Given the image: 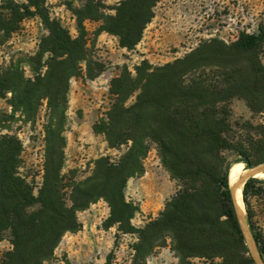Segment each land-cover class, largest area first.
Wrapping results in <instances>:
<instances>
[{
	"label": "trees",
	"instance_id": "16d2710c",
	"mask_svg": "<svg viewBox=\"0 0 264 264\" xmlns=\"http://www.w3.org/2000/svg\"><path fill=\"white\" fill-rule=\"evenodd\" d=\"M29 1L47 24L49 35L31 60L34 78H26L19 68L0 71V98L10 93L13 113H21L27 121L35 119L47 101L44 173L36 196L33 184L20 171L23 143L15 135L0 136V242L9 233L13 246L3 264L49 262L65 234L81 230L77 214L99 200L110 207L107 228L117 225L121 231H135L131 220L139 208L127 201L125 191L131 178L145 172L150 143L157 145L163 165L184 186L159 218L138 230L136 264H143L155 243L167 237L173 241L179 264H194L193 259L207 260L201 264H256L231 195V163L226 162L218 174L210 169L222 152L230 150L241 157L238 163L246 164V169L254 167L246 158V146L233 144L228 136L231 128L224 105L242 96L253 111L264 109V67L257 61L249 63L242 82L238 72L240 60L264 43V27L259 34H241L230 45L209 41L164 67L143 62L135 78L126 72L112 80L116 102L107 121L97 124L94 131L106 137L111 149L129 142L131 146L117 162L110 157L96 160L91 175L78 181L76 171L65 172L70 83L83 75L84 66L91 79L103 67L95 63V74L85 37L73 39L60 23L51 21L44 14L43 0ZM158 2L125 0L115 16L104 18L100 30L117 36L122 48L134 50L155 17ZM214 68L221 69L226 80L209 79L206 71ZM135 94V103L127 106ZM257 151L264 153V127L259 128ZM199 181L204 192L197 188ZM263 187L264 179L250 178L243 200L247 225L264 263V237L256 230L248 200L251 195L264 194Z\"/></svg>",
	"mask_w": 264,
	"mask_h": 264
},
{
	"label": "rangeland",
	"instance_id": "374dc122",
	"mask_svg": "<svg viewBox=\"0 0 264 264\" xmlns=\"http://www.w3.org/2000/svg\"><path fill=\"white\" fill-rule=\"evenodd\" d=\"M123 1L125 0H43L44 14H48L51 21L60 23L73 39L81 35L85 37L94 73L96 74L95 63L103 67V72L91 79L84 66L83 75L73 78L70 83L64 133L65 172L76 171L78 181L91 175L96 160L110 157L113 162H117L131 146L129 142L119 149H111L106 137L94 131L97 124L107 121V115L116 102V96L111 93L112 80L126 72L135 78L136 68L143 62L154 68L164 67L185 58L209 41L217 40L230 45L241 34H259L264 27V0H160L154 8L155 17L144 30L141 42L134 50L129 51L120 46L117 36L100 30L104 18L115 16L117 7ZM48 35L47 24L29 0H0V71L19 68L26 78H34L31 60L39 53ZM47 58L48 56L44 61ZM252 61H257L264 67V43L240 60L238 72H241V82L247 77L249 63ZM45 71L46 68L43 73ZM221 71L216 68L207 70L206 76L222 82L226 78L221 75ZM103 75L108 78V83L104 85L107 89L99 90L104 86L95 81ZM98 92H102L105 103L99 108L89 106L91 111H86L88 102ZM78 94H81L80 98L87 101V104L78 101ZM10 99V93L6 98H0V136L15 135L23 143L24 163L20 171L33 184L37 196L44 173L47 101H43L36 118L27 121L21 113H13ZM135 101L136 94L126 105H133ZM224 106L227 112L225 118L231 128L228 134L231 142L246 146V158L254 167L263 164L264 153L257 151V139L259 128L264 127V109L253 111L242 96L231 98ZM11 116L14 118H9ZM85 121L88 125L82 127ZM239 159L241 157L234 150L224 151L220 159L211 165L210 172L220 173L226 162H230L233 168ZM144 167L145 172L139 177L131 178L125 191L127 201L139 208L131 220L135 231L127 233L119 230L117 225L107 228L110 207L104 200H99L77 216L82 228L84 224L92 226L91 235L104 237L100 241L94 239L95 243H82L80 237L73 236L78 232L67 233L53 258L45 264H136V248L140 242L138 230H143L147 224L159 218L167 203L184 186L163 165L155 143H150ZM203 186L201 181L197 183V188L204 192L206 189ZM248 200L256 230L264 237V194L251 195ZM244 211L246 212L245 203ZM245 219L247 222V213ZM249 237L253 240L250 230ZM11 242V235L6 233L0 242V264H3L7 253L12 251ZM155 244L152 251L143 258V264H179L171 238L159 239ZM250 246L251 255L258 264L255 257L259 256L257 248ZM203 261L207 260H192L194 264H201Z\"/></svg>",
	"mask_w": 264,
	"mask_h": 264
},
{
	"label": "bare ground",
	"instance_id": "6f19581e",
	"mask_svg": "<svg viewBox=\"0 0 264 264\" xmlns=\"http://www.w3.org/2000/svg\"><path fill=\"white\" fill-rule=\"evenodd\" d=\"M244 169L243 163H237L233 166V168L230 169L229 172V180L231 181V185L233 186V190L231 191L234 194V201L237 208V212L239 214V218L241 221V225L244 231V234L247 239V244L250 246L255 247V243L252 239L249 237V230L247 227V222L245 219V211H244V203H243V188L247 180L251 177L264 179V164L258 168H250L245 169L246 171L244 174L239 178V173ZM245 229V230H244ZM250 246V247H251ZM254 254V253H253ZM255 256V255H254ZM257 259L258 264H263L261 258L258 256H255Z\"/></svg>",
	"mask_w": 264,
	"mask_h": 264
},
{
	"label": "crops",
	"instance_id": "0c3cea01",
	"mask_svg": "<svg viewBox=\"0 0 264 264\" xmlns=\"http://www.w3.org/2000/svg\"><path fill=\"white\" fill-rule=\"evenodd\" d=\"M100 83V85H106L107 83H108V78H106V76H101V77H99L98 79H97V81H95V83ZM92 83H94V82H92ZM78 83H75V85H77ZM73 88V87H72ZM102 89H107L106 88V86H104L103 88H99V90H102ZM73 92V91H72ZM80 95L81 94H78V101L79 102H82V103H84V105L85 104H87L86 102L87 101H84L83 99H81L80 98ZM96 97H94V98H92V100H91V102H88V106L86 107L87 108V110L86 111H88L89 110V106L90 107H92V108H96V107H101V105H102V103H105V99H102V92H98V93H96V95H95ZM104 100V101H103ZM89 111H91V110H89ZM87 115V114H86ZM86 125H88V123H86V121L83 123V125H82V127H84V126H86ZM91 128H92V126H91ZM93 231V227L92 226H87V225H85L84 224V226H83V228H82V230L81 231H79L77 234H75V235H73L74 237H80L81 238V240H82V243H84V242H87V243H92V241H93V243H95V240L96 241H100V239L101 238H103V237H101L100 235H91V232L90 231ZM100 232V231H99ZM104 233H108V232H104ZM95 239V240H94Z\"/></svg>",
	"mask_w": 264,
	"mask_h": 264
},
{
	"label": "water",
	"instance_id": "95a60500",
	"mask_svg": "<svg viewBox=\"0 0 264 264\" xmlns=\"http://www.w3.org/2000/svg\"><path fill=\"white\" fill-rule=\"evenodd\" d=\"M264 164V163H263ZM263 164H261V165H259V166H257V167H254V168H258V167H260V166H262ZM251 178H255V177H251ZM250 179V178H249ZM248 179V180H249ZM247 180V181H248ZM229 184H230V181H229ZM246 184V183H245ZM245 186V185H244ZM243 190H244V188H243ZM231 195H232V199H233V203H234V206H235V210H236V213H237V216H238V212H237V208H236V205H235V201H234V194H233V192L231 191ZM243 203H244V200H243ZM246 213V212H245ZM238 218H239V216H238ZM240 221V220H239ZM240 224H241V222H240ZM241 227H242V225H241ZM243 229V228H242ZM245 235V234H244ZM245 238H246V236H245ZM253 238V237H252ZM246 241H247V239H246ZM253 241H254V239H253ZM254 243H255V241H254ZM248 245V244H247ZM255 246H256V244H255ZM249 247V246H248ZM256 248H257V246H256ZM250 249V248H249ZM257 251H258V249H257ZM251 252V251H250ZM259 253V252H258ZM253 257V256H252ZM259 257H260V254H259ZM261 258V257H260ZM255 260V259H254ZM262 260V259H261ZM256 262V261H255ZM257 264V263H256Z\"/></svg>",
	"mask_w": 264,
	"mask_h": 264
},
{
	"label": "built area",
	"instance_id": "2783aa9c",
	"mask_svg": "<svg viewBox=\"0 0 264 264\" xmlns=\"http://www.w3.org/2000/svg\"><path fill=\"white\" fill-rule=\"evenodd\" d=\"M42 26V24H40Z\"/></svg>",
	"mask_w": 264,
	"mask_h": 264
}]
</instances>
